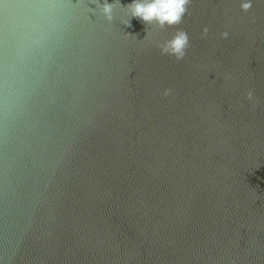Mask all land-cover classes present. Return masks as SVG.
Masks as SVG:
<instances>
[{"label":"water","instance_id":"95a60500","mask_svg":"<svg viewBox=\"0 0 264 264\" xmlns=\"http://www.w3.org/2000/svg\"><path fill=\"white\" fill-rule=\"evenodd\" d=\"M241 2L161 31L0 0V264H264V0Z\"/></svg>","mask_w":264,"mask_h":264},{"label":"clouds","instance_id":"9594fccd","mask_svg":"<svg viewBox=\"0 0 264 264\" xmlns=\"http://www.w3.org/2000/svg\"><path fill=\"white\" fill-rule=\"evenodd\" d=\"M81 0H77L76 4L71 5L73 8L79 7ZM95 4V9H99L102 17L111 22L113 20V13L116 8H119L128 17L127 20H123L122 23L128 27H131L130 19L137 18L146 25H154L156 30H164L168 27H174L182 22L184 15L188 10V5L191 0H132V3L122 6L120 0H113L109 3L108 0H92ZM242 11L248 12L252 3L251 0H242L240 5ZM95 9L89 8L91 12H95ZM208 29H204L206 35ZM128 35V34H126ZM152 35L150 30L146 29V35L143 39H149ZM222 38L228 37V32L221 33ZM162 55H169L175 57L177 61L184 58L185 50L189 46V38L185 31L177 29L173 36L157 45ZM171 90H166L164 95H169ZM247 98L251 100L253 93L249 91Z\"/></svg>","mask_w":264,"mask_h":264}]
</instances>
